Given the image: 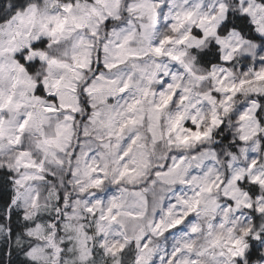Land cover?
Instances as JSON below:
<instances>
[{
  "label": "snow or ice",
  "instance_id": "snow-or-ice-1",
  "mask_svg": "<svg viewBox=\"0 0 264 264\" xmlns=\"http://www.w3.org/2000/svg\"><path fill=\"white\" fill-rule=\"evenodd\" d=\"M0 264H264V0H0Z\"/></svg>",
  "mask_w": 264,
  "mask_h": 264
}]
</instances>
